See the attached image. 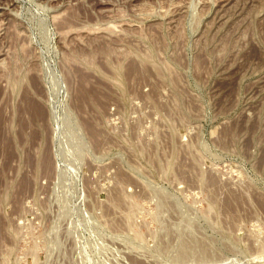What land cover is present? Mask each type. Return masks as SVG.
Masks as SVG:
<instances>
[{"label": "rangeland", "instance_id": "obj_1", "mask_svg": "<svg viewBox=\"0 0 264 264\" xmlns=\"http://www.w3.org/2000/svg\"><path fill=\"white\" fill-rule=\"evenodd\" d=\"M0 264H264V0H0Z\"/></svg>", "mask_w": 264, "mask_h": 264}, {"label": "bare ground", "instance_id": "obj_2", "mask_svg": "<svg viewBox=\"0 0 264 264\" xmlns=\"http://www.w3.org/2000/svg\"><path fill=\"white\" fill-rule=\"evenodd\" d=\"M150 58V57H149ZM153 58V57H152ZM91 64V63H90ZM154 65V64H153ZM156 65V64H155ZM160 67V66H159ZM19 73V72H18ZM23 82V81H22ZM120 84V83H119ZM14 87H15V85H14ZM16 88V87H15ZM13 127V126H12ZM166 177V176H165Z\"/></svg>", "mask_w": 264, "mask_h": 264}]
</instances>
